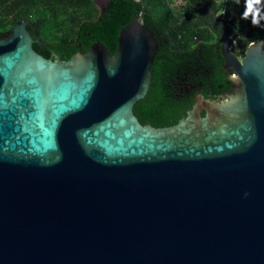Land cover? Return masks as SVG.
Segmentation results:
<instances>
[{"label": "water", "instance_id": "1", "mask_svg": "<svg viewBox=\"0 0 264 264\" xmlns=\"http://www.w3.org/2000/svg\"><path fill=\"white\" fill-rule=\"evenodd\" d=\"M211 17L232 93L162 128L134 114L141 13L113 55L46 58L28 20L0 39V264H264V40L239 58Z\"/></svg>", "mask_w": 264, "mask_h": 264}, {"label": "trees", "instance_id": "2", "mask_svg": "<svg viewBox=\"0 0 264 264\" xmlns=\"http://www.w3.org/2000/svg\"><path fill=\"white\" fill-rule=\"evenodd\" d=\"M244 6L245 0H235L238 18L231 22L219 17L239 58L252 43L264 40V20L260 27L251 24V17L242 20ZM260 7L264 15V0ZM228 8L229 0H181L179 4L176 0H111L105 11L94 0H0V39L9 36L16 23L28 20L35 24L43 48L49 52L37 44L33 47L46 58L55 51L68 60L98 41L113 55L120 31L141 13L156 37L159 52L150 89L135 104L134 114L141 124L162 128L184 118L198 96L222 101L232 93L233 72L225 70L216 36L202 22V16Z\"/></svg>", "mask_w": 264, "mask_h": 264}, {"label": "clouds", "instance_id": "3", "mask_svg": "<svg viewBox=\"0 0 264 264\" xmlns=\"http://www.w3.org/2000/svg\"><path fill=\"white\" fill-rule=\"evenodd\" d=\"M181 0H176L179 4ZM262 0H245L244 11L241 16L242 20H248L251 17V24L254 27H260L261 21L264 20V15L261 14L262 9L260 7ZM248 193H245L247 197Z\"/></svg>", "mask_w": 264, "mask_h": 264}, {"label": "flooded vegetation", "instance_id": "4", "mask_svg": "<svg viewBox=\"0 0 264 264\" xmlns=\"http://www.w3.org/2000/svg\"><path fill=\"white\" fill-rule=\"evenodd\" d=\"M95 1V3L97 4V6L99 7V9L101 10V11H105L106 9H107V7H108V4H109V2L111 1V0H94ZM211 14H213L214 16H218V19H219V14H214V13H209V14H207V15H204V16H202V22H203V24L204 25H206L214 34H215V36H216V48H217V51H219L220 52V50H219V44H218V41H219V34L215 31V29H214V26L212 25V26H210L211 25V23H210V21H211V19H212V17H211ZM220 20V19H219ZM221 21V20H220ZM222 22V21H221ZM222 24H223V22H222ZM223 26H224V28L226 29V31H227V27H225V25L223 24ZM37 45H39V47H40V50H45L43 47V43L41 42V44H37ZM47 46H49L48 44H47ZM232 48H233V46H232ZM46 52H49V51H47V50H45ZM52 51V50H51ZM221 53V52H220ZM54 54H56V55H58V56H60L61 57V59H63V55L64 54H62V53H56L55 51H52L51 53H50V55H51V58H52V56L54 55ZM222 56V55H221ZM221 56H219V58H221ZM64 60V59H63ZM226 71H230V70H227V69H225Z\"/></svg>", "mask_w": 264, "mask_h": 264}, {"label": "rangeland", "instance_id": "5", "mask_svg": "<svg viewBox=\"0 0 264 264\" xmlns=\"http://www.w3.org/2000/svg\"><path fill=\"white\" fill-rule=\"evenodd\" d=\"M219 17L226 18L229 22H231L233 19H237L238 15L235 10V0H229V8L228 10L223 11L222 13H219ZM233 27H235L234 21L232 23Z\"/></svg>", "mask_w": 264, "mask_h": 264}]
</instances>
